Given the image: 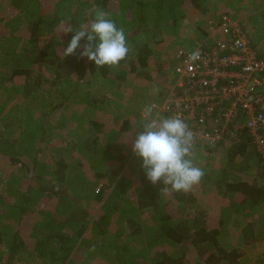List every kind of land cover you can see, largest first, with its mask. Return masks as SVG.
<instances>
[{
    "label": "rangeland",
    "instance_id": "1",
    "mask_svg": "<svg viewBox=\"0 0 264 264\" xmlns=\"http://www.w3.org/2000/svg\"><path fill=\"white\" fill-rule=\"evenodd\" d=\"M56 1H58L57 4ZM73 1L0 0V36L7 34L8 37L6 41L0 40V193L4 194L7 200L1 203L5 204L7 209L0 208L3 210L0 214L3 240L5 242L12 240L14 234L18 232L17 220L21 214L24 216V213L17 208V204L20 203L22 193L20 189L26 184L38 187L44 182L54 181L62 183V188L66 190L65 199L60 203L58 196L53 201L52 198L49 201L41 195L40 198L47 205L46 211L32 213L21 237L25 241L24 245L32 248V253L28 249L22 250L21 253L25 259L19 260L16 254L14 264H152L154 259L165 250H169V253L175 256H181L184 253L187 264H205V255L202 256L198 248L192 244L184 243L172 249L167 246L166 249L165 245L157 240V242L150 241L155 239V234L152 233L157 229V222L153 220L154 213L158 212L157 214L161 215L169 211L172 215L171 219H184L204 212L206 221L210 219L218 221L220 217H214L216 210L218 212L230 210V213H233L230 220L231 227L222 229L220 240L226 246L243 247L245 255L240 264H264V208L257 209L251 214L247 212L240 214L230 206V198L223 196L213 181L209 182L208 186L205 185L204 178L188 192L194 199L192 203L198 209L197 213L188 202L182 207H177V200L171 191L161 194L160 189L164 187L162 182L154 186L152 196L142 189L140 179L144 172L141 167L142 160L134 155L131 144L137 132L141 131L138 124L143 107L151 104L157 109L163 96L171 88V84L168 87L166 85L167 88H161V86L157 88L162 80L158 73L167 75L169 68H172L173 72L175 65L172 61L174 54L173 56L171 54L173 48L169 46L170 42L157 41L155 39L157 37H152L156 23H152L151 16L148 17L151 29L147 31H141L142 29L138 27L133 29L132 33L137 38L128 41L131 54L126 58L127 61L114 67L109 77L99 80L98 84L77 82V75L74 72L71 73L69 64L62 68L67 77L71 78L70 82L66 76L65 81L63 78L60 81L57 80L55 64L49 65L51 63L47 62L44 64L48 67L42 68V51L51 52L57 46L48 39L59 40L60 37L55 36L54 33L60 30L62 20L69 21L73 17L69 8ZM212 1L217 5L216 0ZM234 1L238 2L237 9L242 4L248 6L247 3H251L249 13L237 19L244 26L248 36L250 35L254 48L264 50V31L260 25L261 22L264 23L262 10L264 0H222V3L227 6ZM24 2L25 11L19 12L18 3ZM59 3L62 5L59 6ZM76 4L78 5L77 2ZM80 9L81 5H79V11ZM83 14L84 11L76 16L74 27L83 23ZM39 15L41 18L43 16L44 24L48 26L49 32L40 37L35 45L33 41L23 40L22 33L27 30V24ZM242 18L245 21H242ZM114 21L117 22V20ZM117 24L119 28L121 24L119 25V22ZM139 24L143 27L140 22ZM40 25L42 26V20ZM253 26L257 29L256 31L253 30ZM178 27L175 24H169L165 28L164 39H167L168 32L171 34L177 32ZM191 43L194 45V41ZM25 47H31L33 51L27 52ZM178 47L180 46L175 47V52ZM195 47L187 46L186 48L192 50ZM144 48L151 49L152 55L146 67L136 64L138 68L135 71L133 62ZM35 57L39 60L35 61ZM24 68L31 71L29 75L15 73ZM42 70L45 72L44 75H47L44 84L39 83L38 79ZM87 88L93 91L89 99L91 101L94 99V103L87 104L83 96L77 99L71 96L66 100L69 92L78 94ZM101 98L107 101L105 105L102 100L101 103ZM71 101L75 103L72 104ZM103 108L109 110L106 111ZM93 122H96V125ZM219 148H221L218 150L220 153L197 148L194 150V163L204 172L222 175L228 160L229 146L223 145ZM248 150L252 153L251 167L237 172L236 177L241 176L242 179L252 180L258 173L257 167L260 163L257 162L260 160L252 145ZM60 159L66 163L64 182L57 181V175H54ZM206 161L211 162L208 163L211 165L207 166ZM207 173H204V177ZM231 177L234 178V173ZM120 178L125 181L124 188L118 185V192L108 202L110 205V202L114 201L113 203H116L119 208H109L107 211L111 215V224L107 232L101 235L93 231L86 232L83 237L87 242L79 240L77 245L79 250L75 254L76 261L72 258L65 261L50 257L37 258V251H33L37 244L35 242L33 248L30 239V236L37 231H31L32 224L40 223L36 220L37 216L41 219L54 211L57 204L64 216L82 208H88L90 215L95 216L98 211H102L101 203L96 201V193L102 187L116 184ZM111 179H115L116 182H111ZM122 195L130 198H121ZM145 202L148 205H143ZM150 202L158 205L155 206ZM14 206L17 208L15 211L12 208ZM247 222H255L260 227V231L256 234L259 239L252 244H245L239 238L240 232L237 226L245 225ZM141 226H143L142 229ZM95 242L98 245H95ZM103 245L106 247L101 250L99 246ZM5 248L6 244H0V258H6L8 255V251H4ZM61 254L62 252L58 251L55 256L60 257ZM114 257H117L120 262L112 261Z\"/></svg>",
    "mask_w": 264,
    "mask_h": 264
},
{
    "label": "trees",
    "instance_id": "2",
    "mask_svg": "<svg viewBox=\"0 0 264 264\" xmlns=\"http://www.w3.org/2000/svg\"><path fill=\"white\" fill-rule=\"evenodd\" d=\"M118 1L119 0H111L110 2L109 0H104L105 5L102 4L103 10L105 12L109 10L115 12L118 11ZM137 2L138 3H136V7L138 8L136 10H133V16H131L132 14L130 15L129 13L130 9L123 10L124 14L126 12L129 13L128 24L131 25L130 28L134 29L138 27L139 29H142L141 31H147L151 29V24H148V17L151 16L153 19L152 23H156L153 37L162 35L164 32V30L162 29L165 26H163L160 22L165 19L167 15L173 13V10L169 8L168 10L165 9L166 3L164 2V0H139ZM24 5L25 2L18 3L19 12L25 11ZM152 12L155 14H153ZM167 12L168 14H165ZM86 19L87 17L83 20V23H86ZM41 20L42 26L40 25ZM139 22L141 23V25H143V27L140 26ZM74 24L75 21L72 22L73 26ZM116 25L118 27L117 22ZM47 32H49V28L44 24L43 16L41 18V15H39L36 19L30 21L27 24V30L22 33L24 37L23 40L27 42L33 41V43L35 44L40 37L47 35ZM74 34V32L65 34L63 32H60L59 30L58 33L55 34V36L60 37L59 40L54 41L51 38L48 39L50 42L56 43L57 46H55L51 52L42 51V68L45 66L48 67V65H45L47 64V62L51 63L49 65L55 64L57 67L55 72L57 80L59 79L60 81L63 78V80L65 81L64 77L66 76V79L70 82L71 78L67 77L68 75L63 71L62 68L66 64H69L72 70L71 73L74 72L77 75V82L84 81L85 83H89V85L100 83L99 80L109 77V75L112 73L113 68L104 66L98 69L94 61H90L86 57L80 56V52L83 50L82 47L78 48L75 54L61 59L59 52L67 46V44L70 42L69 39ZM7 38V34L0 36V40L3 41H6ZM85 42L86 40L82 39L81 45H83ZM25 50L27 52L33 51L31 47H25ZM151 54V49L144 48V52L137 56V59L135 60V62H133V70L136 71L138 66L146 67L148 65V59ZM35 58V61L39 60L37 57ZM125 61H127V59L121 61V63ZM174 62L176 64L177 60H174ZM136 64H138L137 67ZM59 66H61V68H58ZM30 72L31 71L24 68L22 70L16 71L15 73H25L29 75ZM44 74L45 72H43L42 70V72L40 73V77L38 76L39 83L42 82V84H44L46 82L47 75ZM92 93L93 91L91 90V88H87L82 93L78 94L69 92L66 100L70 99L71 96L73 99H77L83 96L87 100V104H91L94 103V99H92V101L89 99V97H92L90 96ZM60 95L62 94L60 93ZM85 95H87V97ZM101 100L102 98L100 99V101ZM102 101H104L103 105L107 103V101L105 100ZM71 102L72 104L75 103L73 101ZM93 123L96 125V122ZM240 127H242L240 128L239 132L240 142L237 145L229 146L227 152L228 160L222 170V175H214L210 174L209 172H204L207 174L205 177L203 176V183L208 186L209 182L213 181L216 186L219 187L223 196L230 198V206H232L236 212H239L240 214L246 212L251 214V212H256L257 209L264 208V161L257 156L260 160L257 163H260V165L257 167L258 173L253 176L254 179L246 180L242 179L241 176L236 177L237 172L245 171L246 169L251 167L249 161L251 160L250 157L252 156V153L248 152V149L251 146V134L249 133L247 128L243 126L242 123L240 124ZM200 148L205 149L203 146ZM220 149L221 148L219 147H215L209 150H213L212 152L214 153H220L218 151ZM242 156L243 159L239 161V158ZM65 171L66 163L64 160L60 159L57 162L56 169L54 171V175H57V181L64 182V179L66 178ZM233 173L234 178L231 177ZM140 179L142 180V189H144L151 196L154 195L155 185H152L146 179L145 172H142ZM112 181L116 182L115 179H111V182ZM201 182L202 181H200V183ZM124 183L125 181L120 178L116 184H113L110 187H102L96 193V201H99L101 203L102 211H98L95 216L90 215L88 208H82L81 210L76 209L69 215L64 216L57 207L59 206V204L55 206L56 208L54 209V211L49 212L41 219H38L39 216H37L38 218H36V220L40 223L35 222V224H32L31 231H37L35 234L30 236V239L33 243V248L34 243L36 242L37 244L33 250L37 251V258L39 257L42 259H47L50 257L52 259H59L62 261L72 258V260L76 261L77 257H75V254L79 250L77 245L79 243V240L87 242V240H85V238L83 237L86 232L93 231L97 235H101L107 232L109 224H111V215L107 211H109V208H119L116 203H113L114 201H111L110 205L108 202L111 200V198H113V196H115V193L118 192L117 186L121 185L122 188H124ZM62 187V183H55L53 181L44 182L38 187L26 184L24 188L20 189L22 193L20 197V203L17 204V208L23 211L24 216L23 214L19 216V219L17 220V222H19L17 223V225H19L17 227L18 232L14 234L12 240L5 242V240H3V232L0 230V244H6V248L4 251H8V255H6V258H0L1 264H14L16 254H18L19 260L25 259L24 255L21 253L24 249H28L32 253V248L25 246V241L22 240L23 238H21L23 232H25L26 225L29 223L27 220L32 216V213L34 212H38L40 210H42L43 212L46 211L45 207H47V205L42 200V198H40L42 197L41 195H43L45 199L49 201L51 200V198L52 201L53 199H56V196H58V199L60 200L59 203L63 201L65 199L66 190ZM172 193L175 195V199L177 200V207H182V205L184 203L187 204V202L189 204H192V202L194 201V199L191 197L192 195L188 192ZM127 197L130 198L126 195H122L121 198ZM6 201L7 200L4 198V194L0 193V208L7 209L5 204H1ZM150 203L155 206L158 205L152 202ZM52 204L53 202L51 203V206ZM143 205H148V203L145 202L143 203ZM194 205L195 204H192L191 206L196 209ZM12 208H14L13 211L17 210L16 206ZM191 212L195 214L194 211ZM1 213H3V210H0V214ZM157 213L158 212L154 213L155 217L153 218V220L157 222V229L152 233L155 234V239H150V241H158L159 243L165 245L166 249L168 247H171L172 249L173 247L179 246L184 243L192 244L193 246L198 248L202 256L205 255V264H240L241 259L245 255L243 247L230 246L229 244V246H226L220 240L222 229L231 227V216H221L218 221H211V219L210 221H206L204 212L195 214V216L192 217H186L184 219H171L172 215H170L169 211L161 215H158ZM33 227L35 228L34 230ZM237 227L240 232L239 238H241L245 244H252L257 239H259V237L256 236V234L260 231V227H258L257 223L247 222L245 225H240ZM140 228L142 229L143 226H141ZM95 245L98 244L95 242ZM99 247L102 250V248L104 249L106 245ZM58 251L62 252L60 257L55 256ZM185 257L186 255L184 253H182L181 256H175L169 253V250H165L160 254L158 258L154 259L152 264H187V260L185 259ZM112 261H114L115 263L120 262L117 257L112 258Z\"/></svg>",
    "mask_w": 264,
    "mask_h": 264
},
{
    "label": "built area",
    "instance_id": "3",
    "mask_svg": "<svg viewBox=\"0 0 264 264\" xmlns=\"http://www.w3.org/2000/svg\"><path fill=\"white\" fill-rule=\"evenodd\" d=\"M209 28L194 49H177L171 88L157 110L189 125L194 150L237 145L242 123L264 161V57H257L240 20L223 14ZM195 51L200 57L190 61Z\"/></svg>",
    "mask_w": 264,
    "mask_h": 264
},
{
    "label": "clouds",
    "instance_id": "4",
    "mask_svg": "<svg viewBox=\"0 0 264 264\" xmlns=\"http://www.w3.org/2000/svg\"><path fill=\"white\" fill-rule=\"evenodd\" d=\"M68 22L61 21L60 32L75 34L59 52L61 59L75 54L81 47L80 56L94 61L98 69L118 67L127 58L130 47L125 31L103 9L97 8L90 22L75 27ZM82 39L86 40L83 45ZM199 57V51H195L188 59L195 61ZM138 127L141 131L132 141V152L141 158L146 179L152 185L162 182L161 194L187 193L200 183L204 171L194 163L195 134L180 116H164L154 105H145Z\"/></svg>",
    "mask_w": 264,
    "mask_h": 264
},
{
    "label": "crops",
    "instance_id": "5",
    "mask_svg": "<svg viewBox=\"0 0 264 264\" xmlns=\"http://www.w3.org/2000/svg\"><path fill=\"white\" fill-rule=\"evenodd\" d=\"M62 1L64 2V0H62ZM75 1L78 3V5L76 4ZM109 1L111 2V0H109ZM137 1H139V0H119L118 1L119 5L117 6L119 8V10L117 8L118 11H116V12L111 11V10L107 11V13H109L110 19L117 20V22H119V25L121 24L120 27H122L125 31L127 42L133 41L134 39L137 38V36L132 33L133 29L130 28L131 25L128 24V19H129L128 14L130 13V15L132 14L131 16H133V10H136L138 8V7H136V3H138ZM164 2L166 3L165 9L166 10H168V8L172 9L173 13L167 15L166 18L160 22L163 26H165L162 30H164V32H165V28L169 24H172V25L175 24L179 27H178L177 32H173L174 34H171L168 32L167 37H166L167 39H164V35L166 34L164 32L162 35H158V37L155 39L157 41L166 40V41L170 42L169 46L173 48V50H172L173 53H171V54H172V56L174 54L173 58L175 60H176V52L174 51L175 47L176 46L182 47L184 45H187L189 47H191V46L195 47L197 45V43L206 36V34H209L208 33L210 31L209 21H212L215 24H219V22L221 20V16L223 14H230V16H232L233 18L239 19L240 16L245 17L244 14H248L249 10L251 9V3L250 2L247 3L248 6L245 4H242L238 9L236 7L238 2H235V1L229 3V5H227V6H225L222 3V0H216L217 5L212 0H164ZM57 3H58V1H56V4ZM84 4L86 5L85 7H84ZM102 4L105 5L104 0H74L70 6L68 5L70 10H71L72 16H73L69 20V23L72 24V22H74L75 19L77 18L76 16H79L80 13H82L83 11H84V14L82 15L83 20L87 17L86 23L90 22L92 19H94L95 10L97 8L103 9ZM58 5L61 6L62 4L59 3ZM76 5H77V7H76ZM79 5H81L80 11H79ZM24 6H26V5H24ZM126 9H130L129 13L126 12L124 14L123 10H126ZM262 10L264 11V7H262ZM153 14H155V13H153ZM165 14H168V12ZM263 17H264V14H263ZM242 21H245V19L242 18ZM153 23H155V22H153ZM260 25L262 27L261 29L264 31V23L261 22ZM252 28L254 31L257 30L254 28V26ZM56 33H58V32H56ZM56 33H54V34H56ZM249 39H250L251 46L254 48L250 35H249ZM191 41H194V45H192ZM211 43L212 42H210V44ZM181 44H183V45H181ZM187 46H184V47L186 48ZM180 47H178V48H180ZM178 48H176V51ZM259 49L258 50L255 49L257 57H264V50H262V49L259 50ZM141 52H144V50H142ZM130 54H131V52H129L128 55H130ZM172 61H174V60H172ZM120 65H122V64H120ZM113 70H114V68H113ZM168 72H169V74L166 73L167 75H164L162 73H158L159 77H161L162 80L160 81V83H158L157 88L160 86H161V88L162 87L165 88L166 85L168 87L169 84L172 83V80H173L172 68L171 69L169 68ZM163 89H162V91H163ZM103 109H105V108H103ZM105 110L108 111L109 109H105ZM132 130H133V128L131 129V131ZM239 159H237V160L241 161V159H243V156L240 157ZM252 162L253 161L250 160V163H252ZM205 163L207 164V166L211 165V164L208 165V163H211V162L206 161ZM197 164H199V163H197ZM192 204H194V203H192ZM194 210H196L195 213L198 212L197 209H194ZM215 212H216V214L214 217H216V218L221 217V216L223 217V216L233 215V213H230L231 212L230 210H229V212H222V211L218 212V210H216ZM223 213L226 215H224Z\"/></svg>",
    "mask_w": 264,
    "mask_h": 264
}]
</instances>
